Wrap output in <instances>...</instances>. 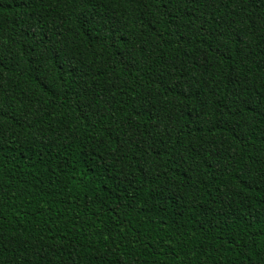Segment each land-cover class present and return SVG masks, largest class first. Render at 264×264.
<instances>
[{"label":"trees","instance_id":"obj_1","mask_svg":"<svg viewBox=\"0 0 264 264\" xmlns=\"http://www.w3.org/2000/svg\"><path fill=\"white\" fill-rule=\"evenodd\" d=\"M0 264H264V0H0Z\"/></svg>","mask_w":264,"mask_h":264}]
</instances>
